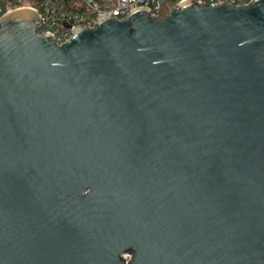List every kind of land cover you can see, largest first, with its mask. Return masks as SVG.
I'll use <instances>...</instances> for the list:
<instances>
[{
  "label": "water",
  "instance_id": "water-1",
  "mask_svg": "<svg viewBox=\"0 0 264 264\" xmlns=\"http://www.w3.org/2000/svg\"><path fill=\"white\" fill-rule=\"evenodd\" d=\"M38 20L0 19V264H264V0Z\"/></svg>",
  "mask_w": 264,
  "mask_h": 264
},
{
  "label": "built area",
  "instance_id": "built-area-1",
  "mask_svg": "<svg viewBox=\"0 0 264 264\" xmlns=\"http://www.w3.org/2000/svg\"><path fill=\"white\" fill-rule=\"evenodd\" d=\"M189 1L242 7L254 0H0V19L18 10H33L40 17L37 21L38 35L51 34L61 46L72 39L77 28H94L102 17L121 20L140 8L148 9L151 17H166L175 6ZM126 259L129 260V255Z\"/></svg>",
  "mask_w": 264,
  "mask_h": 264
}]
</instances>
